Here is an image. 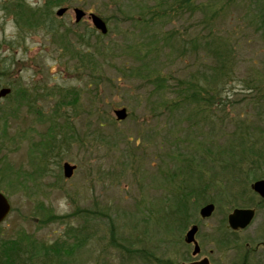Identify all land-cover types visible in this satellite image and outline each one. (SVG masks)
I'll use <instances>...</instances> for the list:
<instances>
[{
    "label": "rangeland",
    "instance_id": "374dc122",
    "mask_svg": "<svg viewBox=\"0 0 264 264\" xmlns=\"http://www.w3.org/2000/svg\"><path fill=\"white\" fill-rule=\"evenodd\" d=\"M19 1L45 9L40 25L18 22L9 6ZM143 2L63 0L46 7V0H0V86L18 89L0 100V109L17 103L20 87L36 95L37 110H57L55 122L67 119L78 135L77 142H69L68 134H59L58 127L54 138L42 137V145L36 148L50 120L37 119L26 106L7 118L5 129L0 126V191L10 203L0 237L25 233L40 243L71 245L69 252L59 255L39 254L50 253L56 264H179L191 257L192 247L184 243L183 235L192 223L199 224L196 238L206 251L207 227L253 199L251 173L223 172L215 187L208 186L206 198L196 200L195 208H188L184 220L176 223L172 197L181 182L179 177L174 181L167 177L175 174L178 163L189 162L193 171L203 170L212 155L222 157L219 151L227 145L239 147L240 136L264 152V30L253 16L261 17L264 0H194L177 17L162 19L154 17L152 8L147 11V26L135 21L153 5ZM60 7L67 10L57 15ZM74 7L87 12L80 22L74 21ZM89 11L104 19L106 36L93 27ZM203 17L209 19L208 26ZM211 27L218 41H226L233 74L220 81L221 97L213 106L206 108L203 101L200 106L187 103L175 121H169L165 111L156 109L163 97L154 86L160 82L162 88L166 80L180 86L186 80L182 83L195 81L204 87L215 64L213 50L203 48L205 40L212 41ZM60 33L67 34L77 49L84 47L78 37L110 45L107 61H101L105 68L92 67L90 80L89 71L59 47L55 37ZM193 37L199 40L191 48L187 39ZM135 57L144 58L150 71H155L152 76L157 72L164 80L153 86L134 77L130 70L138 66ZM53 89L68 95L62 103L57 104V92L50 94ZM73 94L75 101L70 102ZM122 107L127 115L118 120L114 110ZM99 124L95 141L94 128ZM64 162L75 165L68 178L63 175ZM260 165L264 174V158ZM196 180L193 176V183ZM206 199L216 204L208 225L198 213ZM47 208L53 216L43 222ZM215 234L217 238L219 233Z\"/></svg>",
    "mask_w": 264,
    "mask_h": 264
},
{
    "label": "trees",
    "instance_id": "16d2710c",
    "mask_svg": "<svg viewBox=\"0 0 264 264\" xmlns=\"http://www.w3.org/2000/svg\"><path fill=\"white\" fill-rule=\"evenodd\" d=\"M48 1V2H47ZM63 0H46V7L49 5H56L61 3ZM146 2H152V6L145 10L144 7H140L141 11H144L147 14L139 13L136 17L135 21L143 23L145 26L149 24L147 22L148 18L150 17L149 11L153 8V14L155 18L162 19L163 16L168 15L169 17H177L179 14L184 12L187 8H190L195 4L194 0H141ZM143 2V4H144ZM231 5H234V1H231ZM228 5L229 2H227ZM45 7V8H46ZM10 9L13 10L14 14L19 19L23 20V22L29 26V27H37L40 20L41 11L45 10L43 8L39 7H28L25 5L22 1L14 2L11 6H9ZM199 8V7H198ZM204 8V7H202ZM208 8V7H207ZM166 10H169L166 14L164 13ZM172 11V12H170ZM261 17L259 14H254V18L257 17L259 24L258 26L264 30V8L260 12ZM205 20V25H207L209 19L206 17H203ZM50 26V25H49ZM54 28V26H51ZM212 29V41L210 43L209 40H205L203 42L204 49H209V51L213 50L214 55V62L212 75L208 81L205 82L204 87L200 85L198 82L190 81V85L186 82L180 81L182 85L179 86L178 83L175 85H171L166 80V83L161 84L159 81H163L164 77L161 78L157 74V72L152 76L153 72L150 71V69L147 67L146 61L144 58L139 59L138 57H135V60L138 61V66L134 69L130 70V73L132 72V75L134 77H140L142 79H146L149 81L150 84L155 85V83L158 81L159 86L156 85L155 91L158 92L159 96H161L162 100L157 102V108L159 112L165 111L167 113V119L175 121L173 118L179 114L178 111L180 108L186 107L187 103H194L197 106L201 105V102L203 101L206 108L211 107L214 105L215 100H220V89L223 88V85H220V81L223 80V78L226 75H232L233 74V64L230 60V56L227 54V51L225 49L226 41H218L219 37H217L218 34L214 33L213 27ZM55 30V28H54ZM109 31V30H108ZM102 34L101 36H106L108 34ZM208 31V30H207ZM58 35V34H57ZM75 37H77L75 35ZM205 37V35H204ZM103 39V37H99ZM81 43H83L84 47L82 49L75 48L67 38V34L60 33L55 37V40L59 42V47L61 49H64L65 51H68L70 58L76 59L79 64L84 67L83 69L87 72L89 71L90 80L92 79V72L90 69L92 67H95L96 69L102 71L105 68V65L103 62L107 61V55L112 48L110 45H107L102 41H99L95 38V40L89 41L81 39L80 37L77 38ZM207 39V37H206ZM189 40L191 48L195 47L197 45V41L199 39L196 38H190ZM186 40V41H187ZM224 42V43H222ZM210 44V46L208 45ZM169 46V45H168ZM215 54H217V57L215 58ZM103 61V62H101ZM123 67L125 70H129V67L127 64H123ZM114 69H118V66H114ZM131 75V74H129ZM152 76V77H151ZM208 83V85H207ZM213 83L214 86H209V84ZM10 88V92L5 97H10L13 95V93L16 91L18 92V89H14L13 86H7ZM19 88V94L16 96L17 103L14 104V106L10 107L8 110L0 109V126L5 129L4 124L8 117L13 116L18 112L19 108L21 106H26L28 108V112L34 111L36 113L37 119H48L50 120V126L44 131V133L40 134V140L36 144L42 145L43 138L47 137L54 138L55 131L58 130V127H60L59 134H68L69 142L71 141H78V135L73 130V127L68 125L69 121L65 118L62 119V123L58 124L55 122V116L58 114L55 110V112L52 110L50 113H42L39 110L35 108L33 98H36V95L33 96L31 93H29L26 89ZM37 88V87H36ZM35 90V94H40L37 91V89L33 88ZM58 89V88H56ZM53 89L50 94H55L57 92L58 94V100L57 104L62 103L63 98L65 99L67 94H62L61 90ZM31 92V91H30ZM165 94V95H163ZM206 96L204 97V95ZM70 95V94H69ZM3 98H0V100ZM75 101V94H73L70 102ZM184 103V104H183ZM186 103V104H185ZM180 104H183V106H179ZM32 112V113H34ZM37 112L40 114L37 115ZM182 115V114H181ZM185 118V116L183 117ZM177 119V118H175ZM7 124V122H6ZM61 125V126H60ZM99 127H102V124H99L96 129L95 133V141L97 140V136L99 134L98 130ZM1 137V135H0ZM103 140H101L102 142ZM240 145L239 147H236L234 144L227 145L224 149V151H219V154L222 156L220 159L217 158L215 155L213 157H210V163L209 166L203 165V170H197L193 171L191 164L188 162V164L178 163L175 166L174 175L170 174L168 175V179H172L171 181H174L179 177L180 184L177 186L178 190L176 193L173 194V206L171 209V214L173 215L172 220H174L176 223L181 222L184 220V218L187 216L188 208H195L196 206V200H202L206 198L208 193V186L213 185L215 187V180L218 177L219 174H222L224 172L225 174L235 173L239 176L245 175L244 172L247 171L246 175L248 176L250 173L252 181L260 178H264V174H262L263 166H261V162L264 158V152H261V149L258 148L256 145H254L251 141L247 142L244 140V138H241L240 136ZM246 143V144H245ZM50 146L49 143L47 144V147ZM45 149V148H44ZM238 151V152H236ZM224 152L228 157L224 155ZM166 155H170V153H166ZM165 155V156H166ZM252 156L254 158L252 159ZM216 158V159H215ZM192 159V157H191ZM241 163H244V166L242 167ZM186 168V169H185ZM4 170H7V168H4ZM34 173L36 171H33ZM38 175V172H37ZM223 175V176H224ZM29 176H32L29 175ZM39 176V175H38ZM193 176L197 179L196 183H193ZM228 176V175H227ZM33 177V176H32ZM250 177V176H249ZM195 181V180H194ZM188 182V184H187ZM191 183L193 185H191ZM229 186V185H228ZM187 188V189H186ZM207 202H210V199H206ZM205 202V203H207ZM201 206V205H200ZM199 206V207H200ZM52 212L50 211V208H47L44 210L43 213V219L44 222L47 218L52 217L53 215L48 214ZM87 218V217H86ZM71 248V245H57V244H46V243H40L35 237H32L25 233H18V235L10 238H4L0 237V264H37V263H43V264H56L55 259L51 258L49 254L52 252L56 255H59L58 253L62 251L69 252ZM45 254V257H42L41 255L43 253ZM41 254V255H39ZM57 258V257H56Z\"/></svg>",
    "mask_w": 264,
    "mask_h": 264
},
{
    "label": "flooded vegetation",
    "instance_id": "af4514ba",
    "mask_svg": "<svg viewBox=\"0 0 264 264\" xmlns=\"http://www.w3.org/2000/svg\"><path fill=\"white\" fill-rule=\"evenodd\" d=\"M1 87V86H0ZM252 182L249 185L253 199L246 200L241 205L234 208L252 209L253 216L250 222L243 228L234 229L228 224V212L226 217L220 223L210 224L209 237L206 242V251L202 249L196 236L199 231V224L195 238L199 244L200 251L196 255H191L187 261L201 260L207 258V264H264V199L252 188ZM214 204V213L216 204ZM210 215V216H211ZM209 216V217H210ZM206 225H208V218ZM211 219V218H210ZM216 232L219 233L217 238ZM187 246H193L192 243H186ZM230 255V257H229Z\"/></svg>",
    "mask_w": 264,
    "mask_h": 264
},
{
    "label": "water",
    "instance_id": "95a60500",
    "mask_svg": "<svg viewBox=\"0 0 264 264\" xmlns=\"http://www.w3.org/2000/svg\"><path fill=\"white\" fill-rule=\"evenodd\" d=\"M66 10V7H60L56 13L57 15H62ZM75 13V21H79L84 15L85 11L75 7L74 9ZM90 19L94 26L101 30L102 33L107 32V27L105 22L102 20V18L95 13H90ZM10 92L9 87H2L0 89V97L6 95ZM117 119H123L126 116V110L125 108L116 109L114 111ZM75 168V165H71L68 162H65L63 165V175L65 177H70L72 175V171ZM252 188L264 199V179H258L255 180L252 183ZM10 210V203L7 200V198L4 196L2 192H0V222L5 218V216L8 214ZM214 210V204L213 203H207L203 205L200 210L199 214L201 217H208L211 215L212 211ZM253 216L252 209H242V208H235L231 213L228 214V224L230 227L234 229H240L245 227L251 220ZM197 225H192L185 233V242L187 243H194V249L192 251V254H196L199 251V245L195 240V233L197 232ZM208 260L207 258H203L200 261H194V262H188V263H181V264H207ZM37 264H43V263H37Z\"/></svg>",
    "mask_w": 264,
    "mask_h": 264
}]
</instances>
